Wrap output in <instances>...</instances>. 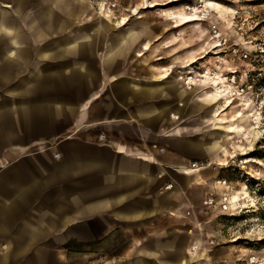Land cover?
Returning a JSON list of instances; mask_svg holds the SVG:
<instances>
[{
  "label": "rangeland",
  "instance_id": "1",
  "mask_svg": "<svg viewBox=\"0 0 264 264\" xmlns=\"http://www.w3.org/2000/svg\"><path fill=\"white\" fill-rule=\"evenodd\" d=\"M3 2L12 5L11 0ZM151 2L157 5L141 9L138 15H123L129 19L128 26L137 28L144 23L147 28L139 35L138 43L128 41L120 47H115L117 31L100 29L103 19L82 9L83 4L78 5L81 9H73L76 15L41 9L36 0H25L19 10L0 6V21L18 28L16 32L23 42H36L39 38L38 32L28 26L44 27L42 23L51 22L56 16L63 29L46 42L81 38L87 33L100 37L94 44L72 52L79 57L95 55L92 60L86 56L91 61L84 64L99 71L105 55V77L101 75L105 93L92 98L93 88L86 87L92 83L76 86L77 79L69 72L71 63L62 62L59 78L43 84L42 100L83 102L92 117L93 113L103 114L105 99V118L142 122L137 130L142 135L150 133L152 138L140 142L141 147L167 158V177L173 181L167 186L180 193L178 198L189 199L178 213L163 217L148 231L138 232L151 236L123 237L118 233L111 238L86 237L92 223H79L77 238H62L61 245L68 251L62 254V264H250L251 258L255 264H264V0ZM185 5L199 6L207 16L186 12ZM169 10L175 12V20L168 17ZM41 37L47 36L41 33ZM44 42L41 47L48 48ZM143 45L148 50L137 57L136 51ZM37 48L27 46L26 52L31 54ZM5 49L0 43V52ZM52 65L0 61V87L10 85L17 91L41 86V78L29 77L27 70H53ZM165 69L169 75L162 79ZM207 72L211 79L223 78L222 96L211 95L215 87L204 82ZM190 77L194 85H187ZM149 84H161L154 98L131 96L133 85ZM173 89L184 98L172 99L169 90ZM123 90L127 91L126 106L116 101ZM157 106L163 110L160 114L140 112ZM172 111H178V119H169ZM179 128H185V132H179ZM91 129L85 128L83 135L97 136L99 143L105 142L101 128ZM66 134L63 138L70 137ZM100 136L104 139L100 140ZM206 141H215L218 146L209 147ZM191 170L194 172L186 175ZM224 203L226 209L222 207ZM165 232H169L168 237L155 238ZM155 241H165L175 248L161 253V259L142 252L144 245Z\"/></svg>",
  "mask_w": 264,
  "mask_h": 264
},
{
  "label": "crops",
  "instance_id": "2",
  "mask_svg": "<svg viewBox=\"0 0 264 264\" xmlns=\"http://www.w3.org/2000/svg\"><path fill=\"white\" fill-rule=\"evenodd\" d=\"M11 1L12 5L0 0V6L19 10L25 0ZM36 1L41 9H54L59 14L76 15L73 9H81L78 5L82 4V9L97 14L83 0ZM97 15L103 19L100 29L117 31L115 47L128 41L138 43L139 35L147 28L144 23L137 28L128 26L129 19L118 25L106 16ZM56 17L51 22L42 23L44 27L40 24L28 26L38 32L36 42L21 41L16 32L18 28L0 21V43L6 47L0 52V61L53 64V70L29 67L27 75L38 79L59 76L60 63L70 62L69 72L77 79L75 85L92 83L86 87L93 88L90 95L95 99L105 93V80L102 81L105 55L101 60L103 69L99 71L84 64L95 55L79 57L72 51L94 44L100 37H90L87 33L81 38L46 42L63 29ZM41 33L47 37L43 39ZM41 41L46 42L43 46L48 44L49 47H41ZM27 46L38 48L28 54ZM63 49L69 51L63 54ZM147 50V45L139 47L136 56L140 57ZM168 75L165 69L161 77L165 79ZM133 86L132 92L129 90L131 96L140 99L154 98L161 90V84ZM44 91L43 84L17 91L10 85L0 87V264H62V254L68 252L61 245L62 238H77L79 223H92L87 227L86 237L111 238L118 233L123 237L151 236L138 232L156 227L161 220L187 206L189 199L178 198L180 193L170 187L164 189L173 183L167 177V158L141 147L140 142L152 138L150 133L142 135L137 130L142 122L120 117L105 118V99L102 101L103 114L97 116L93 113L91 117L83 102L64 103L60 99L46 102L41 98ZM126 92L119 91L116 97L122 106H126ZM15 93L19 97H15ZM160 109L161 106H157L140 112L144 115L160 114L163 112ZM178 111L170 112L169 119H178ZM89 126L91 130L101 128L105 142L99 143L97 136H84L82 131ZM112 131L116 133L111 134ZM178 131L184 133L185 128ZM63 133L70 137L63 138ZM215 144V141L205 142L209 147H217ZM191 172L194 171L185 173L189 175ZM168 234L155 235V238L168 237ZM174 248L165 241H155L144 245L142 252L161 259V253ZM193 249L196 250L197 246ZM179 264H185V261Z\"/></svg>",
  "mask_w": 264,
  "mask_h": 264
},
{
  "label": "built area",
  "instance_id": "3",
  "mask_svg": "<svg viewBox=\"0 0 264 264\" xmlns=\"http://www.w3.org/2000/svg\"><path fill=\"white\" fill-rule=\"evenodd\" d=\"M83 1L87 3L97 14L106 16L109 19L114 20V21L120 20L119 22L122 21V19L124 18L123 15L125 13H130L131 15L135 12H138L139 8H142L143 6H145L146 3L149 5L154 4L151 2L153 0H83ZM148 8H151V7H148ZM193 8H197V11L194 10ZM200 8L201 7L199 6L190 7V6L185 5L184 10L195 16L198 14H201V16L203 17L207 16L206 15L207 12H203L204 10L202 11L200 10ZM143 9H146V7ZM99 139L103 140L104 136H100ZM162 151L163 150L160 149V152ZM57 156L58 155H55V157ZM167 188H169V186H167ZM226 206H227L226 203L222 205L224 209H226ZM255 263H256L255 259L251 258L250 264H255Z\"/></svg>",
  "mask_w": 264,
  "mask_h": 264
},
{
  "label": "bare ground",
  "instance_id": "4",
  "mask_svg": "<svg viewBox=\"0 0 264 264\" xmlns=\"http://www.w3.org/2000/svg\"><path fill=\"white\" fill-rule=\"evenodd\" d=\"M157 5V3H154V4H152V5H149V4H147L146 3V5L145 6H143L142 8H139V11L138 12H135L136 14L135 15H138L139 14V12H140V10L141 9H143V8H148V7H154V6H156ZM206 5L204 4V9L206 10ZM194 10H196L197 11V8H193ZM199 11V10H198ZM167 15H168V17L170 18V20H175L176 19V15H175V12L174 11H172V10H169L168 12H167ZM139 18V17H138ZM128 20V18H123L122 19V21L121 22H118L117 24L118 25H123L124 24V22H126ZM204 78H205V80H204V82H207L209 85H211V86H213V87H215V89H214V92L213 93H211V95H219V96H222V94H223V90H222V88H223V84H222V81H223V78L222 77H217L216 79H211L210 77H209V74H208V72L204 75ZM188 79V82H187V85H194L195 84V81L193 80V78L192 77H190V78H187ZM220 85V86H219ZM203 88V87H202ZM229 93V92H228ZM230 97V96H229ZM177 116H175V118H176ZM174 118V119H175ZM231 125V124H230ZM232 127V126H231Z\"/></svg>",
  "mask_w": 264,
  "mask_h": 264
},
{
  "label": "water",
  "instance_id": "5",
  "mask_svg": "<svg viewBox=\"0 0 264 264\" xmlns=\"http://www.w3.org/2000/svg\"><path fill=\"white\" fill-rule=\"evenodd\" d=\"M67 51H69V49H63V54L66 53ZM73 74H75V73H73ZM58 78H59L58 76L57 77H43V78H41V82H42V84H45V83H49L52 81H56ZM169 92H171V97L174 100L184 98V95L179 94L177 91L175 92L174 89L172 91L169 90ZM170 105H172V104H170Z\"/></svg>",
  "mask_w": 264,
  "mask_h": 264
}]
</instances>
